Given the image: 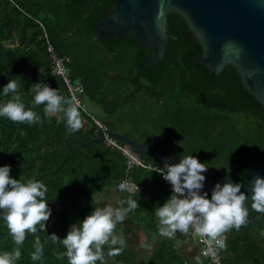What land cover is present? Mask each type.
Here are the masks:
<instances>
[{
  "label": "trees",
  "instance_id": "16d2710c",
  "mask_svg": "<svg viewBox=\"0 0 264 264\" xmlns=\"http://www.w3.org/2000/svg\"><path fill=\"white\" fill-rule=\"evenodd\" d=\"M110 1L0 0V88L16 79L26 107L41 116L43 105L30 103L33 83L42 80L71 99L62 79L51 70L46 34L56 53L70 58L72 79L83 84V98L100 108L102 115L97 117L108 129L161 153L179 158L196 155L209 165L205 174L225 175L246 186L249 168L264 161V104L244 86L234 65L226 63L213 73L198 61L202 46L175 10L167 14L166 50L153 65L147 64L150 53L132 32L97 37L93 24L106 17ZM81 114L82 127L71 133L60 113L35 124L0 117V164H10L15 178L36 177L48 185L52 208L48 233L63 237L72 222L100 206L94 195L113 189L123 199L138 200L140 206L129 214L149 242L160 234L154 207L170 194L167 182L148 167L126 172L125 157L104 141L87 144L96 125L82 110ZM142 158L152 166L164 164L148 155ZM125 177L140 190L120 191L116 185ZM39 231L41 240H46L48 234ZM37 234L29 233L18 245L23 254L17 264H68L67 257L54 254L64 246L50 240L43 258L34 261L31 252ZM226 237L227 247L219 251L224 264H264V213L250 209L247 223L232 228ZM15 247L7 227L0 223V252ZM110 247L114 246L104 245V254ZM110 261L188 264L171 237H160L147 261L127 245L119 255H110ZM97 264L105 263L98 260Z\"/></svg>",
  "mask_w": 264,
  "mask_h": 264
},
{
  "label": "clouds",
  "instance_id": "9594fccd",
  "mask_svg": "<svg viewBox=\"0 0 264 264\" xmlns=\"http://www.w3.org/2000/svg\"><path fill=\"white\" fill-rule=\"evenodd\" d=\"M19 88L20 83L16 79H9L0 88V96L11 94L10 98L0 100V117L35 124L60 113L68 132H76L82 127L78 101L64 96L58 88L42 80L30 86V103L43 105L44 116L34 108L26 107ZM11 167L8 163L0 164V223L7 227L17 247L0 252V264H17L23 254L18 245L29 233L37 234L39 230L48 235L44 241L40 235L34 236V250L31 252L34 261L43 258L45 244L49 240L64 246L54 254L61 259L67 257L68 264H97L104 258L106 243L114 246L108 250L112 256L124 251L126 242L122 236L114 234V229L129 212L140 206L137 199L128 196L118 201L120 206L93 207L82 219L72 222L61 237L54 231H47L46 224L52 213L48 203V185L36 177L15 178L10 174ZM208 167L196 155L185 154L180 155L179 162H165L162 167L154 168L171 186L168 197L163 203H157L154 211L161 235L174 237L178 230L183 233L192 231L204 240L203 257L210 256L219 262V251L227 247L226 233L246 224L250 209L264 213V175L254 176L248 191L241 190L243 183L233 182L230 178L217 181L209 195L204 190ZM116 187L120 191L132 190L127 179L121 180ZM135 189L138 190V184ZM195 259L202 264L201 256Z\"/></svg>",
  "mask_w": 264,
  "mask_h": 264
},
{
  "label": "water",
  "instance_id": "95a60500",
  "mask_svg": "<svg viewBox=\"0 0 264 264\" xmlns=\"http://www.w3.org/2000/svg\"><path fill=\"white\" fill-rule=\"evenodd\" d=\"M172 10L183 15L201 44L198 61L213 73L226 63L234 65L244 86L264 104V0H111L106 17L93 25L99 38L132 32L134 39L150 53L147 64L153 65L162 59L166 50L167 14ZM107 131L128 143L141 157L148 155L161 163L179 162V157L155 151L110 129ZM78 141L81 145L103 142L104 133L99 130L87 144ZM205 175L204 190L209 192L215 182L229 178ZM256 175H264V161L249 168V179L242 191L249 190L250 181Z\"/></svg>",
  "mask_w": 264,
  "mask_h": 264
},
{
  "label": "built area",
  "instance_id": "2783aa9c",
  "mask_svg": "<svg viewBox=\"0 0 264 264\" xmlns=\"http://www.w3.org/2000/svg\"><path fill=\"white\" fill-rule=\"evenodd\" d=\"M45 37H46V44H47L46 47H47V51L49 53V57L51 61V70L55 75L59 76L62 79L71 99L78 101L80 109L95 123L96 128H95L94 136L98 135L99 130L103 131L104 142L108 146L118 150L125 157L126 172L131 171L132 168L136 166L148 167L152 169L158 167V166H152L150 164L145 163L143 158L139 155L137 150L132 148L128 143L123 142L117 139L116 137L112 136L107 131L108 127L103 123V121L87 109V107L84 104V100H83L84 99L83 98L84 86L80 81L73 80L71 77L70 68L68 66L70 62V58L67 55H59L58 53H56L52 43L49 41V39H47L46 34H45ZM160 175L162 179L165 180L162 174ZM124 179L129 180L130 185L132 186V190L125 191V192H127L128 194H134L140 190L141 188L140 185H138V190L135 189V185L137 183L132 181L130 178L125 177ZM167 184H168V189L171 192V186L168 182ZM188 235L191 238V240L195 243V245L198 246V249H199L198 251H199L200 256L206 261H208V264H224L220 253H219V257H220L219 262H217L210 256L203 257L202 249L206 246L203 238H201L198 234L192 231L188 232Z\"/></svg>",
  "mask_w": 264,
  "mask_h": 264
},
{
  "label": "crops",
  "instance_id": "0c3cea01",
  "mask_svg": "<svg viewBox=\"0 0 264 264\" xmlns=\"http://www.w3.org/2000/svg\"><path fill=\"white\" fill-rule=\"evenodd\" d=\"M97 202L100 204V207L104 206L100 203V201ZM128 224H131V227H134L135 232L134 235H130L126 239H124L126 242L125 245L134 250L141 259L147 261L154 247L158 244L160 237L166 236L159 234L158 236L151 238L149 242H145V236L141 226L136 222H130ZM114 230V233L116 232L117 234L120 231H123L120 226L116 227ZM171 238L174 239L175 246L182 253L188 264H201V261H197L195 259L196 256H200L198 246L195 245V243L191 240L188 233H183L178 230L177 234ZM136 240L137 243L140 241L139 246L136 243ZM203 260L205 259L202 258V264H204Z\"/></svg>",
  "mask_w": 264,
  "mask_h": 264
},
{
  "label": "rangeland",
  "instance_id": "374dc122",
  "mask_svg": "<svg viewBox=\"0 0 264 264\" xmlns=\"http://www.w3.org/2000/svg\"><path fill=\"white\" fill-rule=\"evenodd\" d=\"M83 100H84L85 106L87 107V109L91 113H93L96 116L102 115V111L100 110V108L98 106L91 103L90 101H87L85 99H83ZM93 199L96 201H100V203L103 204L104 206H106L107 204H112L115 207V206H120L118 204V201L123 199V194H121L120 192H117L113 189H106L105 191L94 195ZM130 222H135V221L131 217V215L128 213L126 215L125 219L121 222H118L116 225V227L120 226L123 229V231H120L118 234L115 232L114 234H116L118 236H122V237H124V239H126L130 235H134V232H135L134 227H131V224H128ZM136 243H137V240H136ZM137 244L139 246L140 241ZM102 261L105 264H112L110 261V255L109 254H104V258L102 259Z\"/></svg>",
  "mask_w": 264,
  "mask_h": 264
}]
</instances>
